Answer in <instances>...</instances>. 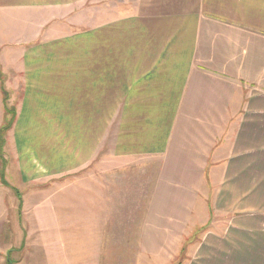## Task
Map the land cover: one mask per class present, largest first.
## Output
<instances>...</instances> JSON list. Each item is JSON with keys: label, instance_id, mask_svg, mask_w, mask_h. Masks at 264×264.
Returning a JSON list of instances; mask_svg holds the SVG:
<instances>
[{"label": "crops", "instance_id": "crops-1", "mask_svg": "<svg viewBox=\"0 0 264 264\" xmlns=\"http://www.w3.org/2000/svg\"><path fill=\"white\" fill-rule=\"evenodd\" d=\"M88 4L0 0V129L14 121L0 184L5 145L44 109L117 177L122 163L146 164L136 235L193 243L210 225L213 264H264V0ZM16 95L18 109L7 104Z\"/></svg>", "mask_w": 264, "mask_h": 264}, {"label": "rangeland", "instance_id": "rangeland-1", "mask_svg": "<svg viewBox=\"0 0 264 264\" xmlns=\"http://www.w3.org/2000/svg\"><path fill=\"white\" fill-rule=\"evenodd\" d=\"M99 6V0H89L88 7L98 10ZM79 8L78 15L83 16V7ZM79 21L77 26L82 25ZM7 102L18 109V95ZM41 110L24 114L14 145H5L3 150L9 171L0 184V264H8L11 252L15 264H213L210 225L199 228L200 237L193 243L136 235L137 229L147 228L140 217H133L132 210L134 205H143L136 191L149 189L150 180L141 176L146 164L122 163L117 177L115 162H100V150L92 151L91 159L90 152L85 155L87 137L72 126L57 129L54 115ZM13 122L2 127L3 135ZM74 155H79L73 161L77 171L68 173L64 170ZM78 160L83 167L78 168ZM105 189L107 207L100 213ZM136 220L138 228L133 224ZM183 246L185 252H181Z\"/></svg>", "mask_w": 264, "mask_h": 264}, {"label": "trees", "instance_id": "trees-1", "mask_svg": "<svg viewBox=\"0 0 264 264\" xmlns=\"http://www.w3.org/2000/svg\"><path fill=\"white\" fill-rule=\"evenodd\" d=\"M11 114H12L13 117H15L14 110H12ZM10 126H8L7 129H9ZM4 129L6 130V128H4ZM2 137H3V128L0 129V153L1 154H2V146H3V138ZM7 261H8V264H15V262L12 260V257H11L10 254L8 255Z\"/></svg>", "mask_w": 264, "mask_h": 264}]
</instances>
